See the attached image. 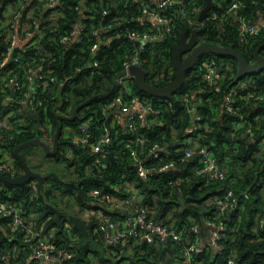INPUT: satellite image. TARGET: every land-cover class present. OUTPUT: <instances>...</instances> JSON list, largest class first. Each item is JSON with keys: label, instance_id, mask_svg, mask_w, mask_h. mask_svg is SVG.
I'll return each instance as SVG.
<instances>
[{"label": "trees", "instance_id": "1", "mask_svg": "<svg viewBox=\"0 0 264 264\" xmlns=\"http://www.w3.org/2000/svg\"><path fill=\"white\" fill-rule=\"evenodd\" d=\"M195 1L201 9L205 5V0H181L180 4L166 9L165 12L176 20L174 32L164 40L149 41L144 47L127 37L133 31L149 30L148 25L139 21L142 8L134 0H64L52 16L39 8L30 20L35 21L32 30L34 36L41 37L42 51L38 54L33 45L17 46L15 51L19 60L8 59L6 66L0 68V112L8 116V124L0 137V154L7 152L22 172V164L14 154L15 146L38 136L52 144L58 125L57 115H71L78 105L89 99L75 118L59 119L63 128L60 149L50 156L64 165L65 172L51 174L43 186L36 179L23 184L0 180L1 198L23 204L34 223H44L47 229L54 228L62 244L74 250L70 264H182L177 261V254L170 244L106 243L99 228V214H115L93 206L89 191L99 187L103 191L120 193L119 186L127 184L139 190L143 204L157 220L174 223L186 231L183 244L192 239L190 228L193 224L199 225L205 239L210 221L224 222L225 229L221 230L219 240L222 249L205 246L197 254L200 264H227L231 257L237 264H264V148L261 145L264 140V102L249 100L242 106L244 92L237 97L240 111L252 124L253 136L245 132V128L236 127L238 117L223 105L239 80L250 78L253 87L264 86V68L240 76L239 62L234 56L205 53L188 70V82L171 98L141 91L134 80L127 87L119 83L126 72L124 61L128 56L141 59L152 84L160 86L173 81L176 78L173 48L185 28H188V36L193 28H197L200 43L233 45L249 61L255 60L258 46L264 56V28L242 41L237 20L242 14L257 23L264 15V0H216L210 13H217L218 18L203 21L199 20L200 11L187 17L181 14L182 7L192 10ZM236 1L240 7L230 11ZM110 22L115 23L112 29L103 27ZM81 24L82 28L78 30ZM77 30L80 31L77 39L62 41L63 36ZM3 31L6 29H0ZM94 45H99L97 52L92 50ZM6 48L3 34H0V61L6 57ZM94 61H98L97 66H93ZM205 62L223 67L220 90L204 80ZM27 65L42 67L44 79L27 81ZM52 76L55 81L51 80ZM3 77L6 80L21 79L24 91L30 85L32 89L35 80L43 82L34 104L21 103L24 93L12 91L5 85ZM62 80L64 84L60 83ZM131 92L160 110L158 121L149 115L146 120H137L134 130L127 128L125 122L113 123L109 112L104 110V102L119 95L130 98ZM8 97L13 99L12 105L6 102ZM195 110L201 116L199 142L211 149L221 167L227 170L225 179L206 183L197 173L198 156L182 160L184 150L190 144L187 137L198 136L188 132ZM85 122L86 134L91 141L100 138L109 127L112 141L101 163L95 161L96 154L91 147L74 141L81 137L79 128ZM67 126L72 127L74 134L67 135ZM253 137L260 141L254 142ZM156 143L163 153L168 150L171 155L152 156L150 149ZM21 151L35 169L27 155L28 147ZM171 161L176 162L175 166L161 170ZM142 166L151 169L152 175L144 178L140 174ZM33 183L37 184V189ZM229 187L233 188L238 204L221 214L215 198ZM22 243L20 230L0 218V251L9 257L1 264L25 259L27 256L21 250L25 244Z\"/></svg>", "mask_w": 264, "mask_h": 264}, {"label": "built area", "instance_id": "2", "mask_svg": "<svg viewBox=\"0 0 264 264\" xmlns=\"http://www.w3.org/2000/svg\"><path fill=\"white\" fill-rule=\"evenodd\" d=\"M141 4L142 14L138 18L140 23L148 25L149 30L144 32L133 31L127 34L133 41L140 42L141 46L147 42L161 41L171 35L176 28V20L173 16L168 15L165 12L166 9L180 4L181 0H134ZM216 0H214L215 2ZM47 6V9L51 10L53 15L55 8L62 6L64 0H5L4 6L0 9V29L5 30L0 32L3 34V38L7 44V48L4 51L5 58L0 61V68L6 66L8 59L18 61L19 57L15 51V48L19 46L21 40L25 42L23 44L33 45L36 47L38 54L42 51L41 37L34 36L32 30V24L35 21H31L30 18L35 14V10ZM240 3L234 2L229 10L238 9ZM201 8L195 1V6L192 10H188L184 7L181 9V14L185 17L199 12ZM196 15V14H195ZM213 20L218 18L217 13H210L207 17ZM239 25V37L242 41L249 36L257 35L262 28H264V15H262L258 22L255 23L245 15L240 14L237 16ZM115 23L110 22L108 25L103 26L107 29H112ZM82 24L78 30H81ZM74 31L71 35H65L62 37L63 42H68L71 39H77L80 31ZM96 33V31H95ZM99 45L92 47L93 52H97ZM134 63L141 65V59L137 56L130 57L124 61L126 72L119 79L120 84H124L126 87L128 83L133 80V76L130 73V66ZM98 61H94L93 66H97ZM26 80L34 82L33 78L44 79V75L41 73V68L26 66ZM222 72L219 67L213 63L205 62V70L203 72V78L208 85L214 87L216 90H220L219 81L222 78ZM4 78V77H3ZM4 78L5 85H9L12 91L21 90L24 96L20 99V102L24 105H33L38 93V88L43 86V82L34 84L31 89V85L25 91L22 90V80L12 77L8 80ZM52 81H55L54 76L51 77ZM250 78L245 80H239L231 91L227 94L224 108L233 115L238 117L236 121L237 128H245V132L254 135L252 124L247 120L245 114L240 111L241 106L237 105L238 95L242 92V99L245 106L249 100L256 102H264V86L253 87L249 82ZM64 84L62 80L60 82ZM130 90V88H128ZM13 99L8 97L6 102L12 105ZM104 110L109 112L113 123L125 122L127 128L134 130L136 128L137 120H146L151 113H155L159 117L160 110L156 109L151 102H146L141 99L140 96L131 92L130 98H125L119 95L117 98L107 100L104 102ZM155 118V117H153ZM200 114L195 110L193 113L192 125L188 128L189 133L197 134L198 136H190L192 139L187 141L190 143L184 150L182 160L191 159L194 156H198L200 160V166L197 169V173L205 178L206 183H211L214 180H221L227 177V170L223 169L215 155V153L207 146L202 145L199 142V137L202 135ZM8 124V116L0 112V137L3 132L4 126ZM247 124V126H246ZM107 131L102 134L100 138L95 141H91L90 137L86 134L87 123L80 125L81 137H76L74 141L82 143L84 146H89L96 154L95 161L101 163L102 157L106 154L110 143L112 141L111 133ZM139 140L143 138L139 137ZM254 142H259L253 137ZM261 145L264 148V140ZM164 150L158 143L154 144L150 153L154 157L170 156L171 153L168 150ZM133 153L136 156L135 151ZM176 162L171 161L164 165L161 170L175 166ZM0 172L8 174L10 176H20L23 174L21 169L15 164L14 159L5 152L0 154ZM140 174L144 178L152 175V170L141 167ZM180 178L176 182H179ZM32 186L37 189V184L33 183ZM121 189V190H120ZM120 193L111 191H103L99 187H93L89 191L90 203L93 206L102 207L108 209V211L115 215L99 214L101 221L99 228L103 233L104 240L107 244H130L134 242L141 243H156L163 246L169 244L175 249L177 254V261L182 264H200L197 259V254L203 251L205 246L217 247L222 249L219 244L221 239V230L225 229L224 222L213 220L209 222L210 230L208 236L204 239L198 224H193L190 228L192 239L183 244V239L186 231L178 228L174 223H165L156 219L155 215L148 206L143 204V199L140 196V192L133 185H121L119 186ZM124 191V192H121ZM218 210L221 214L229 210L231 207L238 204L237 198L234 195L232 187L225 189V191L215 198ZM86 209L87 212V208ZM91 215V214H89ZM102 216V217H101ZM0 218L4 219L9 225L20 230L23 236L25 244L22 247V252L27 256L25 259H19L13 264H70L69 261L75 255L73 249L66 247L62 244V239L57 238L56 230L47 229L45 224L34 223L33 219L27 216L23 204L15 202L13 200H7L0 197ZM171 242V243H169ZM182 244L181 247L177 245ZM9 259L7 254L0 251V264L2 261ZM227 264H237L234 258H230Z\"/></svg>", "mask_w": 264, "mask_h": 264}, {"label": "water", "instance_id": "3", "mask_svg": "<svg viewBox=\"0 0 264 264\" xmlns=\"http://www.w3.org/2000/svg\"><path fill=\"white\" fill-rule=\"evenodd\" d=\"M214 5V0H205V5L200 10V21L205 20L209 16ZM259 50L260 47L258 46L255 50V60L249 61L247 57L233 45L224 46L213 42L200 43L198 39V29L193 28L191 36H188V28H185L181 33L179 43L175 44L173 48V62L176 68V78L173 81L168 84L157 86L148 81V72L142 65L134 63L130 66L129 70L133 76V80L136 86L141 91L147 92L160 98H171L185 83L188 82V70L194 67L200 61L203 54L213 53L218 55H232L239 62V75L248 76L264 68V56L259 52ZM219 70L222 71L223 67H219ZM88 101L89 99L78 105L71 115H57L58 125L56 127L53 144H49L40 136L17 144L14 148V154L22 164L23 174L20 176H10L8 174L0 172V180H4L12 184H23L29 182L32 179H36L38 183L43 186L44 181L49 178L51 174L55 173L42 174L41 172L33 169L22 154L21 150L31 145L40 144L50 154L57 153L60 149V136L63 129L59 124V119L71 120L75 118L78 110L83 107ZM151 116L155 117V120H159V117H157L155 113H151Z\"/></svg>", "mask_w": 264, "mask_h": 264}, {"label": "crops", "instance_id": "4", "mask_svg": "<svg viewBox=\"0 0 264 264\" xmlns=\"http://www.w3.org/2000/svg\"><path fill=\"white\" fill-rule=\"evenodd\" d=\"M4 1L5 0H0V9H1V7H3L4 6ZM41 10H43V12H48L51 16L53 15V13H52V9L51 10H49V9H47V6L45 5V6H43L42 8H41ZM25 41L24 40H21L20 41V43L18 44L19 46H22L23 45V43H24ZM36 78V77H35ZM35 80V79H34ZM35 84H37V81L35 80ZM34 86V85H33ZM69 130H72V127H65V131L67 132V131H69ZM53 144V143H52ZM32 149V150H31ZM31 150V152L32 151H34L35 153L34 154H32V156H35V158H38V159H40V160H45V159H49V161H50V159H53V157H51L50 155H52V154H50L49 152H47V150H45V148L42 146V145H40V144H35V145H31V146H28V151H30ZM27 155H28V152H27ZM28 158H29V160H30V157H29V155H28ZM53 162V161H52ZM35 167V166H34ZM48 167V166H47ZM44 169L45 168H39V167H35V170H37V171H39V172H42V174H45V173H47V171H46V169H45V171H44Z\"/></svg>", "mask_w": 264, "mask_h": 264}, {"label": "rangeland", "instance_id": "5", "mask_svg": "<svg viewBox=\"0 0 264 264\" xmlns=\"http://www.w3.org/2000/svg\"><path fill=\"white\" fill-rule=\"evenodd\" d=\"M67 133V135H72V134H74L73 133V130H69V131H67L66 132ZM187 139L188 140H190V139H192V137H187ZM32 150V149H31ZM31 150L30 151H28V155H29V157H30V162L37 168V167H39V168H45L46 169V171L48 172V173H50V172H53V173H62V172H65L66 170H65V167H64V165L63 164H61L60 162H58V161H55L54 159H50V161H49V159H45V160H40V159H38V158H35V156H32V154H34L35 152L34 151H32L31 152ZM52 161H54V162H52ZM55 164V165H54ZM48 166V167H47ZM45 169H44V171H45ZM86 211V209H84V212Z\"/></svg>", "mask_w": 264, "mask_h": 264}]
</instances>
